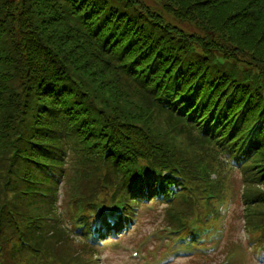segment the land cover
Listing matches in <instances>:
<instances>
[{
	"label": "trees",
	"instance_id": "1",
	"mask_svg": "<svg viewBox=\"0 0 264 264\" xmlns=\"http://www.w3.org/2000/svg\"><path fill=\"white\" fill-rule=\"evenodd\" d=\"M152 2L0 0V264H93L169 186L165 232L202 243L234 175L264 245V0Z\"/></svg>",
	"mask_w": 264,
	"mask_h": 264
},
{
	"label": "rangeland",
	"instance_id": "2",
	"mask_svg": "<svg viewBox=\"0 0 264 264\" xmlns=\"http://www.w3.org/2000/svg\"><path fill=\"white\" fill-rule=\"evenodd\" d=\"M146 1L149 3L152 2L151 0ZM160 2L161 0H157V7ZM180 27L184 28L187 32L194 31V28L187 23H181ZM127 96L129 95L127 94ZM129 97L131 103L135 101L131 95ZM132 106H134V104ZM238 185L239 178L237 175H234L229 180L230 195H232L229 205L230 210L227 212L225 222L222 223L225 225V238L221 241V251L217 255L229 250L234 253L236 251L235 249H240V254H237V256L235 255V259L237 261H243L244 264H250L246 261L247 246L245 244V235L243 236V230L240 228L241 222L239 223V219L236 217L239 215L240 208L239 198L237 196ZM226 204L227 203H225L224 206H226ZM224 206L223 209L226 208ZM164 216L167 215L162 206L143 211L141 215L138 216L136 222L132 223L133 227L127 229V233L120 235L119 238L110 237L98 248L96 257L97 264H217L219 261H223V257L214 255L213 253V255L206 260L198 258L192 262L184 259L173 260L171 262H165V259H163L162 262L155 260V262H153V260L148 259L146 250L143 251L146 240L139 244L138 242L143 236L148 234L150 236L148 239L151 240V243L160 246V242L166 238L167 234L166 232L157 230L160 226L165 224L167 217H165L164 222ZM135 251L142 253L138 257H133L132 254Z\"/></svg>",
	"mask_w": 264,
	"mask_h": 264
}]
</instances>
